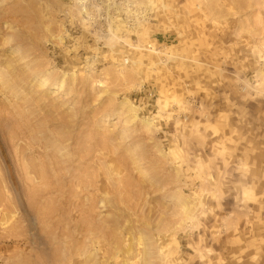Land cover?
<instances>
[{"label": "rangeland", "instance_id": "374dc122", "mask_svg": "<svg viewBox=\"0 0 264 264\" xmlns=\"http://www.w3.org/2000/svg\"><path fill=\"white\" fill-rule=\"evenodd\" d=\"M4 214L0 264H264V0H0Z\"/></svg>", "mask_w": 264, "mask_h": 264}, {"label": "bare ground", "instance_id": "6f19581e", "mask_svg": "<svg viewBox=\"0 0 264 264\" xmlns=\"http://www.w3.org/2000/svg\"><path fill=\"white\" fill-rule=\"evenodd\" d=\"M43 85V84H42ZM10 88H11V86H10ZM147 124H149V123H147ZM43 157V156H42ZM52 170V169H51ZM40 176V175H39ZM55 178V177H54ZM56 182H58V181H56ZM43 191V190H42ZM39 194V193H38ZM31 197V196H30ZM35 199V198H34ZM38 200V199H37ZM37 200H35V201H37ZM5 215H7V214H4L3 215V219L1 218V220H0V225H2V226H6V225H8L9 223H10V221H12V219H11V217H13L12 215H11V217L9 218L8 216L9 215H7L6 217H4ZM2 217V216H1ZM14 218V217H13ZM11 219V220H10Z\"/></svg>", "mask_w": 264, "mask_h": 264}]
</instances>
